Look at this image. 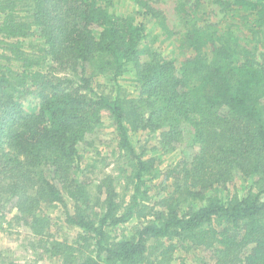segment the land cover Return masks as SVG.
<instances>
[{"label": "trees", "instance_id": "obj_1", "mask_svg": "<svg viewBox=\"0 0 264 264\" xmlns=\"http://www.w3.org/2000/svg\"><path fill=\"white\" fill-rule=\"evenodd\" d=\"M157 2L0 0V228L31 264H264V0ZM106 124L113 160L85 157Z\"/></svg>", "mask_w": 264, "mask_h": 264}, {"label": "rangeland", "instance_id": "obj_2", "mask_svg": "<svg viewBox=\"0 0 264 264\" xmlns=\"http://www.w3.org/2000/svg\"><path fill=\"white\" fill-rule=\"evenodd\" d=\"M177 0H158L157 4L170 16L171 18H174V9H175V2ZM120 6L121 11H125L126 9L130 10L131 4L129 3L128 6L124 7V3H122ZM208 12L210 13V19L216 20L218 18L219 11L218 8H216L214 5L211 4V6L208 8ZM173 14V15H172ZM149 26H151V23L148 22ZM173 25V23L171 22ZM155 34V29L152 30V36L148 39V44L150 50L158 52H163L166 56H171L173 43L172 39H166L163 40V35H160L158 40H156L153 43V35ZM41 36L37 35L35 38H32L33 41L37 42L40 41ZM30 40V39H29ZM28 44V41H26ZM124 86H127L131 92H137L136 86H137V80L135 78V75H127V77L123 80ZM38 102L37 98L29 97L27 96L25 101V107L27 110H32ZM105 122L106 116H104ZM108 123V122H107ZM141 139V136H137L136 140ZM155 140H152L154 142ZM82 145V151L83 155L85 157L90 158L91 156H94L97 151H101L104 155H108V157H111L110 161L113 160V150L116 149V135L114 133V129L112 127L108 128V125L106 124V127L101 128V130H97V133H88L86 140ZM139 149L145 148V145L143 142L139 143ZM150 150V149H149ZM109 161V160H108ZM101 166L102 164L99 163ZM98 167V170H102ZM97 174V173H96ZM96 174H92L89 176L90 181L96 180L95 177ZM96 175V176H94ZM238 179V178H237ZM4 204V203H3ZM10 205V203H8ZM2 207L0 209V214H6V218H12L16 211L13 209V211H10L11 206ZM7 208V209H6ZM9 210V211H8ZM52 218L54 221H59L58 227H54L53 231L57 234L59 237H74L75 235V229H73L70 226H67L63 220H65V214L63 211V208H59L54 213H52ZM4 228H7L6 225H4ZM61 226V227H59ZM30 239V229L24 224V223H17L14 222L13 226L9 228L7 231L2 230L0 228V252L3 256V261H14L17 264H31L32 260H37V255L39 256L41 253L40 249H37V252L32 249L31 247L27 248L28 242ZM209 255V253H208ZM207 258H212L211 255ZM2 262V260L0 261ZM35 264H54L52 260H49L47 258H43L37 261Z\"/></svg>", "mask_w": 264, "mask_h": 264}]
</instances>
